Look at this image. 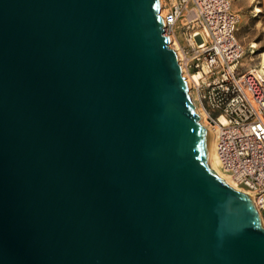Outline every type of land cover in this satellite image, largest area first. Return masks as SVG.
<instances>
[{
  "label": "water",
  "instance_id": "obj_1",
  "mask_svg": "<svg viewBox=\"0 0 264 264\" xmlns=\"http://www.w3.org/2000/svg\"><path fill=\"white\" fill-rule=\"evenodd\" d=\"M158 0H0V264H264Z\"/></svg>",
  "mask_w": 264,
  "mask_h": 264
},
{
  "label": "built area",
  "instance_id": "obj_2",
  "mask_svg": "<svg viewBox=\"0 0 264 264\" xmlns=\"http://www.w3.org/2000/svg\"><path fill=\"white\" fill-rule=\"evenodd\" d=\"M162 18L163 33L179 41V65L201 71L192 90L215 134L220 163L253 192L264 215V71L241 68L232 1L174 0Z\"/></svg>",
  "mask_w": 264,
  "mask_h": 264
},
{
  "label": "bare ground",
  "instance_id": "obj_3",
  "mask_svg": "<svg viewBox=\"0 0 264 264\" xmlns=\"http://www.w3.org/2000/svg\"><path fill=\"white\" fill-rule=\"evenodd\" d=\"M174 2V1H173ZM161 0H158V14L162 17L163 14L161 15L159 12L160 9V5H161ZM233 8V7H232ZM161 11V10H160ZM166 11V10H165ZM254 11H256L257 13L261 11L260 7L258 5H255L254 7ZM162 12V11H161ZM169 37V41H170V47L174 49V51L176 52V56L179 55V41L176 39V37L174 36H168ZM238 38V37H237ZM257 46V43L255 41H251L249 44L250 47V53H254L256 51H258V57H259V62L257 64H254L253 66L249 67L250 69H254L257 72H261L264 71V48L261 49H255V47ZM243 48V45H242ZM245 54V49L243 48V55L242 58ZM242 58L240 59V61L242 60ZM181 71H182V75L184 76L185 79L188 80V92L191 98V101L195 107L196 112L199 115V121L201 123V125L206 128L208 130V140H207V164L208 166L223 180L225 181L229 186H231L232 188L240 191V192H244L246 194H248L251 199L253 200L255 207L257 209V212L259 213V216L261 218L262 224H264V215H262V211L261 209L258 207L257 205V200L255 198V196L253 195V192H251L250 190L244 188L243 186L239 185L237 182H235L229 175L228 171L222 166V164L220 163L217 153H216V146H215V134L213 132V130L211 129L210 125H209V121L207 119H205V117L203 115L200 114V107L196 102V94L195 92L192 90V84L193 82L198 78V76L200 75L201 71H194V70H190V71H185L184 66L181 65L180 66ZM204 69H206V67H204ZM221 120L224 121V117H221Z\"/></svg>",
  "mask_w": 264,
  "mask_h": 264
},
{
  "label": "rangeland",
  "instance_id": "obj_4",
  "mask_svg": "<svg viewBox=\"0 0 264 264\" xmlns=\"http://www.w3.org/2000/svg\"><path fill=\"white\" fill-rule=\"evenodd\" d=\"M174 0H161L159 12L162 15L166 7ZM233 10L236 12L237 21V37L245 49V54L241 60L242 69L259 62L258 51L250 53L249 44L255 41L257 46L255 49L264 48V0H231ZM255 5L261 9L260 12L254 11ZM162 12H161V11Z\"/></svg>",
  "mask_w": 264,
  "mask_h": 264
}]
</instances>
